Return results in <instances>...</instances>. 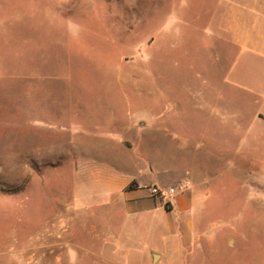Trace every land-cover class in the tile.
Listing matches in <instances>:
<instances>
[{"label": "rangeland", "instance_id": "374dc122", "mask_svg": "<svg viewBox=\"0 0 264 264\" xmlns=\"http://www.w3.org/2000/svg\"><path fill=\"white\" fill-rule=\"evenodd\" d=\"M223 1L0 0V264H264V121L255 117L264 115V43L200 33L209 17L199 13ZM181 5L182 15L171 11ZM150 115L172 128L155 154L233 163L203 176L208 206L196 210L189 243L175 235L163 247L155 223L139 227L161 252L154 262L115 245L126 233L119 216L70 205L84 149L116 154L99 137Z\"/></svg>", "mask_w": 264, "mask_h": 264}, {"label": "crops", "instance_id": "0c3cea01", "mask_svg": "<svg viewBox=\"0 0 264 264\" xmlns=\"http://www.w3.org/2000/svg\"><path fill=\"white\" fill-rule=\"evenodd\" d=\"M243 1L245 0L242 2L224 0L220 11L200 12L199 14L209 17V21L200 26V33L230 46L257 48L258 45L263 44L264 0L263 2L254 0L258 2L253 4ZM182 9L181 5L177 12L174 6L171 11L182 15ZM227 82L257 93V89H251L248 83L234 82L230 76L227 77ZM225 94L228 95V92ZM222 95L214 93L216 101H222L220 98ZM204 105L205 103L196 107L203 108ZM214 113L217 114V108ZM255 117L264 121V115L260 112ZM122 129L121 136L107 133L106 137H99L109 142L116 154L104 157L99 153L94 154L88 148L81 153L82 158L87 161L74 164L70 205L73 208H82L87 216H93L94 214L88 210L95 208L107 211L104 212L107 217L119 216L121 229L125 228L126 233L115 240L117 242L115 245L119 243L126 247L129 254L134 253L141 257L148 255L151 261L152 250L155 247L152 235H142L139 227L145 225L148 228V225L152 227L155 223V227L162 230L158 237L163 247L167 246L175 235L183 236L185 243H189L195 233L196 210L208 206L209 181L203 176L219 173L218 161L222 165L220 171L224 167L223 172L227 173L229 169L232 172L233 163L228 164L225 161L226 154H221L219 157L211 152H205L204 160H200L199 164H195L193 159L190 160L191 162L188 161L180 153L178 156L175 153L155 154L154 147L169 137L172 128L165 121L156 123L154 115L132 119L125 123ZM178 139L183 145L197 143L200 147L206 146L204 140L197 139L193 142L185 135H179ZM72 144L74 145L75 142ZM143 146L145 153L141 151ZM76 149L75 146L71 148V159L75 161H77ZM177 151L181 150L177 149ZM160 177H163V180ZM139 186L180 189L169 201L168 208H165L159 201L149 197L147 190L138 188ZM160 256L161 252L158 257Z\"/></svg>", "mask_w": 264, "mask_h": 264}, {"label": "built area", "instance_id": "2783aa9c", "mask_svg": "<svg viewBox=\"0 0 264 264\" xmlns=\"http://www.w3.org/2000/svg\"><path fill=\"white\" fill-rule=\"evenodd\" d=\"M138 188L147 190L149 197L158 201H169L177 195L178 190L180 189L177 187L164 189L158 186H139Z\"/></svg>", "mask_w": 264, "mask_h": 264}, {"label": "water", "instance_id": "95a60500", "mask_svg": "<svg viewBox=\"0 0 264 264\" xmlns=\"http://www.w3.org/2000/svg\"><path fill=\"white\" fill-rule=\"evenodd\" d=\"M158 258V255L155 253L151 254V262H154Z\"/></svg>", "mask_w": 264, "mask_h": 264}]
</instances>
